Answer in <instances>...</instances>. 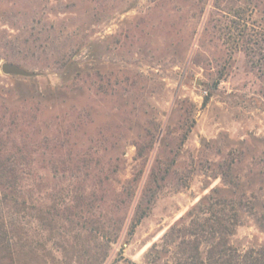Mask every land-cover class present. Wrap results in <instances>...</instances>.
I'll list each match as a JSON object with an SVG mask.
<instances>
[{
	"label": "rangeland",
	"instance_id": "374dc122",
	"mask_svg": "<svg viewBox=\"0 0 264 264\" xmlns=\"http://www.w3.org/2000/svg\"><path fill=\"white\" fill-rule=\"evenodd\" d=\"M260 1L0 0V65L33 73L0 71L17 264L43 263L30 240L49 264L85 249L92 264H145L196 205L233 194L230 243L264 244V77L230 32ZM99 221L104 259L80 229Z\"/></svg>",
	"mask_w": 264,
	"mask_h": 264
},
{
	"label": "trees",
	"instance_id": "16d2710c",
	"mask_svg": "<svg viewBox=\"0 0 264 264\" xmlns=\"http://www.w3.org/2000/svg\"><path fill=\"white\" fill-rule=\"evenodd\" d=\"M258 5L261 10L256 23L237 16L238 21L233 22V30L231 29L230 32L231 35L236 36L234 38L237 41L243 43L244 51L251 64L264 77V1H260ZM235 15L240 14L236 13ZM0 186L3 189L11 190L9 195L3 194L4 196L1 195L3 192H0V264H17L18 244L15 231L18 224L8 219L3 208V200L9 199L14 203L16 209L19 205L23 208L24 203L18 205L11 186H6L4 183H0ZM243 197V195H239L236 199L233 194L228 199L205 198L203 202L188 212L189 222L187 225L182 219L179 224L165 234L162 245L155 244L151 247L145 256V264H158L165 246L171 247L170 251L166 250V253L170 254L172 260L166 264H264V244L240 249L234 247L229 241L238 219V211L244 205ZM248 204L249 201L246 202V205ZM263 221L264 216L261 223ZM80 229L90 234L93 232L97 234L99 254L96 257L104 259L105 249L112 242L110 230L106 229L104 223L100 221L94 231L85 227L83 223ZM37 244V241L30 240V245L26 250L33 254L36 261L49 264L45 257L37 256L36 252L39 253ZM62 252H65V249ZM64 256L62 264H92V256L87 254L86 249L84 252L78 250L72 256H68V254Z\"/></svg>",
	"mask_w": 264,
	"mask_h": 264
},
{
	"label": "water",
	"instance_id": "95a60500",
	"mask_svg": "<svg viewBox=\"0 0 264 264\" xmlns=\"http://www.w3.org/2000/svg\"><path fill=\"white\" fill-rule=\"evenodd\" d=\"M0 71L5 75L10 74V75L21 76L26 78L33 76V73L24 70L23 68L19 67L16 64L7 63V62H4L0 65Z\"/></svg>",
	"mask_w": 264,
	"mask_h": 264
}]
</instances>
